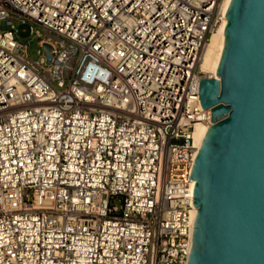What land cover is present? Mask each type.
Returning a JSON list of instances; mask_svg holds the SVG:
<instances>
[{
    "label": "built area",
    "instance_id": "built-area-1",
    "mask_svg": "<svg viewBox=\"0 0 264 264\" xmlns=\"http://www.w3.org/2000/svg\"><path fill=\"white\" fill-rule=\"evenodd\" d=\"M224 3L0 0V264L188 263Z\"/></svg>",
    "mask_w": 264,
    "mask_h": 264
},
{
    "label": "water",
    "instance_id": "water-1",
    "mask_svg": "<svg viewBox=\"0 0 264 264\" xmlns=\"http://www.w3.org/2000/svg\"><path fill=\"white\" fill-rule=\"evenodd\" d=\"M225 17L219 78L199 87L214 125L192 169L187 264H264V0H231Z\"/></svg>",
    "mask_w": 264,
    "mask_h": 264
},
{
    "label": "bare ground",
    "instance_id": "bare-ground-1",
    "mask_svg": "<svg viewBox=\"0 0 264 264\" xmlns=\"http://www.w3.org/2000/svg\"><path fill=\"white\" fill-rule=\"evenodd\" d=\"M231 0H225L224 3V13L226 15L227 9L230 5ZM227 18L224 22L220 25L217 31L211 36L210 43L208 44L204 54H203V61L201 64V72L211 79L219 78L217 76V70L219 68L220 62L222 60L223 51L225 49L226 37L224 36L225 29L227 26ZM206 129H209L204 124L198 123L194 128V141L195 147L197 149V153L203 144V133ZM194 212H197L195 209ZM194 216V214H193Z\"/></svg>",
    "mask_w": 264,
    "mask_h": 264
},
{
    "label": "rangeland",
    "instance_id": "rangeland-1",
    "mask_svg": "<svg viewBox=\"0 0 264 264\" xmlns=\"http://www.w3.org/2000/svg\"><path fill=\"white\" fill-rule=\"evenodd\" d=\"M19 39L24 44H26L27 41L32 42V44L27 49V54L32 60L38 61L41 58V56H44V48L39 46V42L36 38H34V37L22 38L21 37ZM117 205H120V204L117 203Z\"/></svg>",
    "mask_w": 264,
    "mask_h": 264
}]
</instances>
